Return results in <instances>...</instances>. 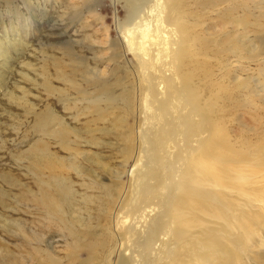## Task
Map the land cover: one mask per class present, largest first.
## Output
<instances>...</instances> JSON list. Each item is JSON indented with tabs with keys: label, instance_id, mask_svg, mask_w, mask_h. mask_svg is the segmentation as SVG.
I'll return each mask as SVG.
<instances>
[{
	"label": "bare ground",
	"instance_id": "obj_1",
	"mask_svg": "<svg viewBox=\"0 0 264 264\" xmlns=\"http://www.w3.org/2000/svg\"><path fill=\"white\" fill-rule=\"evenodd\" d=\"M110 1L120 6L123 16L113 14L112 27L102 22L96 32L104 36L100 43L89 35L80 43L93 54L95 66L81 53L64 52L57 42L43 54L42 68L23 66L41 79L47 100L63 103L71 122L51 104L43 109L44 116H38L42 110L29 103L24 87H16L18 94L6 91L3 95L31 114L32 129L40 138L23 151L25 169L30 170L34 184L28 188L22 181L17 196L24 213L36 214L35 224L28 231L27 223L0 217V225L6 226L8 238L24 245L25 252H33L40 243L45 247L23 262L22 254L17 258L9 251L3 253L1 246L0 264H59L58 254L63 264H217L222 259L225 264H243L240 253L252 252L257 227L264 226L259 216L264 188L257 181L264 177L258 167L264 165V156L256 155V166L248 172L243 168V154L228 147L229 135L223 126L228 113L218 110L228 105L236 111L239 103L226 84L227 75L220 81L215 77L227 50L238 56L256 51L257 46L248 50L243 43L255 46L256 33L212 35L210 26L192 8L200 4H191L189 13L183 15L184 0H156L150 8H141L137 0ZM51 2L0 0L7 9L4 14L0 11V66L7 67L9 59L3 42L20 51L23 36L18 26L26 37L39 32ZM216 3L212 2V8ZM100 6L98 0H75L73 9L81 15L88 12L97 23L103 17ZM234 11L228 7L222 15L237 28L244 26L247 20L243 24L244 20L231 18ZM5 16L10 29L3 24ZM61 19L53 22L61 31L57 36L66 35L78 44L69 31L64 32L68 22ZM84 24L85 30L90 27ZM109 46L113 55L107 72L99 71L103 58L96 55ZM187 63L190 74L181 75ZM118 66L125 77L110 78L109 70ZM20 73L22 83L39 87L30 74ZM71 99L76 102L71 104ZM179 143L188 146L185 155ZM107 148L113 153L120 150L116 169L107 168L103 161ZM177 156L180 163L171 172L169 167L176 160L170 158ZM124 174L126 181L122 182ZM104 175L112 179L111 187L101 183ZM0 178L7 183L10 177ZM208 181L213 190L203 189ZM5 194L0 189L2 208H7Z\"/></svg>",
	"mask_w": 264,
	"mask_h": 264
},
{
	"label": "rangeland",
	"instance_id": "obj_2",
	"mask_svg": "<svg viewBox=\"0 0 264 264\" xmlns=\"http://www.w3.org/2000/svg\"><path fill=\"white\" fill-rule=\"evenodd\" d=\"M99 1L101 6L98 12L103 15L104 19L103 17H100L97 23L93 22V19H90L91 14L88 12H84L81 15L79 12L74 11L73 7L75 0H52L51 3H48V18L46 21L43 22L42 20L40 22L43 24L40 27L39 32L35 31L26 37L25 34L22 33V28L18 26L17 29L21 31V35L23 36L21 39L22 44L17 48H20V51L10 49L9 43L6 41L3 42V48L8 52L9 59L7 61V67L0 66V177L8 176L10 178L7 183L0 178V189L4 190V194L5 192L7 193V195L5 194V196L3 195L4 197H2L3 203L7 205V208H2L0 206V217L3 219L6 218L9 222H25L28 224V231L31 230L29 225L35 224L36 214L24 213L22 209H25V206L22 205V200L18 199L17 196L21 191L20 183H22V181L28 188H32L34 184L29 175L31 173L30 170L27 171L25 169L27 163L23 161L25 158V153H23V151L28 149L30 145L33 146L36 139L40 138V135L32 129L34 119L31 114L29 115L22 107L20 108L6 101L7 98L3 95L6 91L18 94V89H16V87H24L29 93V99L27 98L29 103L31 102V104L33 103L35 106L37 105V109L42 110L38 116H44L46 112L43 109L47 104H51L53 107L57 106L55 108L57 114L64 118L68 117V121L71 122L70 114L64 113L63 103H59L53 98L47 100L44 92L41 90V79H39L34 71L24 69V65H32L35 67L34 69L42 68L43 54L46 51L51 50L50 45L53 42H57V47L62 48L64 52L65 50H71L76 53H81L89 59L87 63L90 64V66H95L92 61L93 54H91L85 47H82L80 43L83 42L85 35H89L91 40L100 43V40L104 36L100 35L98 37L96 32H100L102 22H104L105 27H112L113 14L118 15L119 17L123 16V11L117 4L113 6L110 0H98V2ZM155 2L156 0H137L136 3L137 5H140L141 8H150ZM212 2H217L221 5L219 4L218 6L216 3V7L212 8ZM191 4H200L194 5L192 8L194 9V12L196 11L195 13L199 16V19H202L205 24L210 26L209 32L212 35L214 34L213 32H215L214 35L220 36L225 31L229 32L232 36L254 33L257 35V43L255 46L246 41L243 42L248 50H253L257 46L256 51L254 53L248 51L243 52L240 54L243 56L242 57L240 55L238 56L237 53H230L234 52V50H227L225 54L221 56L223 58L225 55L224 63L222 68L216 71V74L218 75L215 77L216 81H220L223 75H227L228 80H226V84L232 92H235V101L239 103L238 110H231V107L226 105L223 109L218 111H226L228 113L223 122V126H225V130L229 135L228 147L237 150L239 155L243 154L246 158L243 168L247 169L248 172H251L252 168L256 166L254 163L255 156L259 153L264 156V0H184L182 9L184 16L189 13L188 7ZM51 5H53V7H51ZM224 7L235 8V11L231 16L232 19L237 18L236 20H244L243 24L245 23V20L248 22L244 26L240 25L239 28L230 24L226 17L222 15V10L225 9ZM0 11H2L3 14L4 11L7 12L5 5H0ZM65 13L68 14L65 15ZM23 14L26 15L25 12H23ZM61 18H64L65 21L68 22L67 26L64 28V32L69 31L71 40L79 42L78 44L68 41V36L66 35H62L61 37L57 36L61 31L53 27V22L57 20V22L60 23L62 21ZM85 22H88L90 25L86 30L83 28ZM3 24L6 28L10 29L11 24L8 16L3 17ZM28 24L33 28L32 26L34 25H32L31 21ZM54 51L56 52V56L60 58V52L56 49ZM112 55L113 51L110 46L100 49L96 55L97 58H103L98 68L99 71L104 70V72H107L106 66L108 65L106 64L110 63L108 62V59H110ZM221 57L218 59H221ZM184 67L185 69L182 71L181 75L190 74L189 63ZM20 72L30 74L33 79L35 78V83H37L39 87L36 89L33 85L22 83ZM109 77L121 79L125 77V71L121 66H118L111 71L109 70ZM128 78H130V76ZM2 81L4 83L3 87ZM56 87L59 89L64 88L60 84H57ZM255 94L258 95V97ZM75 102V99L70 100L71 104H74ZM37 109L35 111H37ZM74 125H78L77 127L81 126L79 123H75ZM195 129L196 126L194 125L193 131ZM112 140L115 141L114 139L109 138L104 139L106 142ZM186 147L188 146L183 143L178 144V148L182 150L183 155L188 151ZM103 151V161L107 164V168L116 169L118 164H120V150L113 153V150L107 148L103 149ZM18 158H22L20 159L21 161ZM170 160L176 161L172 163L169 170L171 172L176 171V167L180 163L178 162V156L173 159L170 158ZM258 167L261 170H264V165ZM27 172L28 174H26ZM76 181L77 180H72V183H75ZM124 181H126V174H124L122 178V182ZM257 181H259L260 185L264 188V177H258ZM101 183L111 187L113 181L109 176L104 175L101 176ZM203 189L207 191L213 190V184L208 181L203 185ZM222 190L225 191L224 188H222ZM137 193L139 194V192ZM88 194L97 195L94 192H88ZM9 198L10 200H8ZM263 210L264 206L259 211V216L263 217L264 223V212L261 214ZM124 212H126V208L122 210L121 214ZM91 215L95 216V210L91 212ZM1 226L2 225H0V242L2 241V244L0 243V247H4L2 250L3 253L9 251L11 254H15V257L17 258H20L22 254L25 257L23 262H26L30 260L28 255L35 253L36 249L45 247L44 244L40 243L33 249V252H30V250L25 252L24 245H22L17 239H12L11 237L8 238V236L4 234V228L6 226ZM12 227L14 226L12 225ZM257 228L259 229V234L256 235V240L252 242V252H245V254L240 253L243 264H264V245L259 243L260 239H262L261 242L264 243V226L260 228L258 225ZM260 231H262V233ZM36 256H38V254H36ZM36 256L34 258H36ZM250 256L251 258H248ZM56 257L60 259L59 264H63V256L58 254ZM217 264H225V260L222 259L221 261H218Z\"/></svg>",
	"mask_w": 264,
	"mask_h": 264
}]
</instances>
